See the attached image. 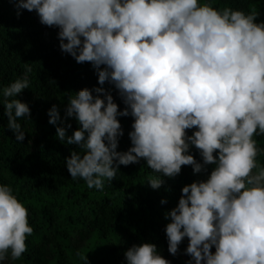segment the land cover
<instances>
[{"label":"clouds","instance_id":"obj_1","mask_svg":"<svg viewBox=\"0 0 264 264\" xmlns=\"http://www.w3.org/2000/svg\"><path fill=\"white\" fill-rule=\"evenodd\" d=\"M13 6L17 16L20 9L35 11L41 25L58 29L62 53L96 70L100 87L68 97L65 117L78 124L71 135L58 106L47 111L55 138L78 149L64 161L70 178L102 191L118 166L141 160L153 190L182 166L208 173L184 185L165 213L167 252L175 257L187 238L185 264H264V164L257 159L264 148L256 139L264 135V21L210 0H14ZM31 70L25 63L24 75L0 88L6 128L17 142L25 138L19 121L30 119V109L16 97L29 88ZM128 116L131 146L117 151L118 117ZM32 233L27 207L0 184V262L19 260ZM124 257L126 264H171L150 242L133 244Z\"/></svg>","mask_w":264,"mask_h":264},{"label":"trees","instance_id":"obj_2","mask_svg":"<svg viewBox=\"0 0 264 264\" xmlns=\"http://www.w3.org/2000/svg\"><path fill=\"white\" fill-rule=\"evenodd\" d=\"M216 8L230 7L245 13L255 12L264 21V0H210ZM14 0H0V88L24 75L28 63L29 88L17 94L27 103L30 119L19 122L25 131L23 141L17 142L6 128L7 118L0 105V184H8L28 209V222L33 228L26 237V251L16 261L0 264H126L124 252L133 244L150 242L171 264H185L187 238L178 245L175 257L167 252L164 226L170 222L165 213L174 208L180 189L208 173H192L191 166H182L173 179H164L159 189L147 184L152 172L145 162L118 166L111 183L102 191L88 189L82 180L73 181L64 166L75 145L61 143L55 138V127L48 124L47 111L57 105L71 135L78 124L66 118L64 109L69 95L83 88L91 90L97 84L96 70L89 62L78 64L59 49L58 29L41 25L35 11L13 6ZM103 67V66H102ZM118 110L124 108L116 90L107 82ZM123 135L118 138L117 151L130 146L128 132L132 117H118ZM192 130H186L191 135ZM264 148V135L256 137ZM197 162V150L191 148ZM264 164V154L257 157ZM212 166H208L210 172ZM161 199L166 203L161 204ZM214 248L210 251L214 252Z\"/></svg>","mask_w":264,"mask_h":264}]
</instances>
